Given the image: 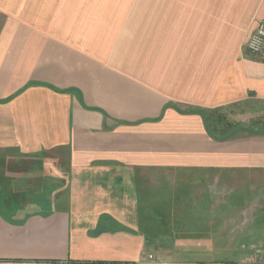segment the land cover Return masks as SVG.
Instances as JSON below:
<instances>
[{
	"label": "crops",
	"instance_id": "crops-1",
	"mask_svg": "<svg viewBox=\"0 0 264 264\" xmlns=\"http://www.w3.org/2000/svg\"><path fill=\"white\" fill-rule=\"evenodd\" d=\"M261 19L264 0H0V264H264L173 256L159 229L237 185L264 203Z\"/></svg>",
	"mask_w": 264,
	"mask_h": 264
},
{
	"label": "rangeland",
	"instance_id": "rangeland-1",
	"mask_svg": "<svg viewBox=\"0 0 264 264\" xmlns=\"http://www.w3.org/2000/svg\"><path fill=\"white\" fill-rule=\"evenodd\" d=\"M246 40L247 38L244 39V44ZM248 110H251V108ZM224 112L227 113L229 111L227 109ZM231 119L233 118L231 117ZM167 186H171L170 183H167ZM229 188L225 196L227 199L225 210L227 211H222V194L218 196L215 193H210L209 196L200 201L199 209L201 211H183L184 214L177 215L175 217L176 220H166V223L161 224L159 229L165 235L174 236L175 239L178 237L181 240L190 231L195 230L202 233L205 229H208L214 234L215 228L221 227L218 237L214 239L215 245L212 247H206L204 246L206 243H203V247L186 248L182 243L187 244V242L183 240L182 242L179 239V247L172 249L173 256L177 255L193 259H240L248 255H264L263 201L260 197L254 200L255 197L253 195L256 192H253L254 194L247 193V191L241 190L239 185L235 188ZM245 189H248V186H245ZM248 203L261 205V207L257 208L259 211H252L250 214H246L243 211L239 214L235 211H228L241 204ZM225 218L226 227L222 232V221ZM157 231L159 230L157 229ZM164 242L169 245L173 243L171 238L165 239Z\"/></svg>",
	"mask_w": 264,
	"mask_h": 264
},
{
	"label": "built area",
	"instance_id": "built-area-1",
	"mask_svg": "<svg viewBox=\"0 0 264 264\" xmlns=\"http://www.w3.org/2000/svg\"><path fill=\"white\" fill-rule=\"evenodd\" d=\"M245 45L251 53L264 60V19L259 20L256 28L248 36Z\"/></svg>",
	"mask_w": 264,
	"mask_h": 264
},
{
	"label": "trees",
	"instance_id": "trees-1",
	"mask_svg": "<svg viewBox=\"0 0 264 264\" xmlns=\"http://www.w3.org/2000/svg\"><path fill=\"white\" fill-rule=\"evenodd\" d=\"M239 124H236V125H234L233 123H224L223 121H222V128L223 127H228V126H238ZM218 126V123H216V127ZM222 131H227V130H223L222 129ZM231 136V134L230 133H226V132H222V139H226V138H228V137H230Z\"/></svg>",
	"mask_w": 264,
	"mask_h": 264
}]
</instances>
